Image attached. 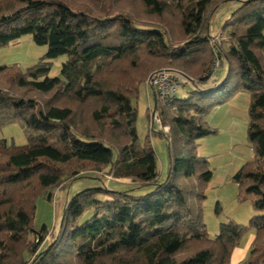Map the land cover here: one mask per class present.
<instances>
[{"label":"trees","instance_id":"1","mask_svg":"<svg viewBox=\"0 0 264 264\" xmlns=\"http://www.w3.org/2000/svg\"><path fill=\"white\" fill-rule=\"evenodd\" d=\"M136 1L150 21L125 9ZM227 2L235 3L221 26L227 48L214 49L207 22ZM170 12L179 43L155 21ZM24 36L47 50L24 71L0 66V129L17 124L26 137L23 146L0 140V264H230L247 232L254 238L242 264H264V0H0V49ZM59 57L60 76L49 77ZM166 64L196 88L164 105L155 94L168 133L154 132L149 117L140 144L135 101ZM239 91L250 94L254 159L232 180L256 215L247 225L221 223L211 237L201 205L212 172L196 141L212 133L202 121L208 110ZM153 135L168 151L163 179ZM84 173L105 179L69 198L54 242L40 251L53 230L32 227L37 196L51 202ZM122 180L133 186H102Z\"/></svg>","mask_w":264,"mask_h":264},{"label":"rangeland","instance_id":"2","mask_svg":"<svg viewBox=\"0 0 264 264\" xmlns=\"http://www.w3.org/2000/svg\"><path fill=\"white\" fill-rule=\"evenodd\" d=\"M76 1L84 3L86 0ZM234 4V2L220 3L218 9H216L208 19L206 34L210 39V46L214 47V49L219 46L227 48L225 44L227 42V34L222 33L221 26L228 18L229 11L233 10ZM125 9L128 11L130 10L133 14L139 15L143 21H150L142 15L144 11L140 7L138 1H136L134 5H131V7H125ZM154 20L155 19L151 21L154 22ZM155 21H159V24L165 26H163L166 30L164 33H167V36L173 43H179L185 40V36L179 31L173 13L170 12L163 18H158ZM46 50L45 46L35 45L30 36H24L7 47L0 49V66L17 65L24 71L35 65L46 53ZM64 60L65 57H59L52 61L49 77L60 76L61 64ZM168 66L169 65L166 64L165 66L155 67L152 73L167 69ZM215 69L218 68L214 62L213 70ZM193 71L194 70H192V72ZM216 81L217 79L214 74L207 85L213 86ZM195 84H186V86L179 91L178 97L186 98L187 92L191 91L194 87L196 88ZM144 94L143 87L138 100L135 101V106L137 108L136 130L140 144L145 143L149 133V121L151 120V118L149 120L147 113V103ZM47 99L48 96L40 97L42 102L47 101ZM249 105L250 94L245 91H239L224 104L211 107L208 113L202 118L203 123L210 128L212 133L196 141L195 152L199 157L207 159L208 167L212 172L211 180L204 186L206 198L201 205L202 219L206 225L207 233L211 237H214L218 233L221 223L234 221L240 225H247L250 218L256 215L252 209L253 198L248 197L246 200H238L240 191L237 184L232 180L235 173L243 164L251 162L254 159L253 151L247 140ZM70 106H72V103ZM162 128L164 129L162 132L167 134L168 129L166 127ZM156 131L160 132L161 130L157 129V126H155L154 132ZM0 140H5L8 145L12 144L14 146H23L26 144L24 131L22 127L17 124L2 127L0 129ZM149 141L155 150L158 172L160 178L163 179L167 174L169 161L165 140L153 135L149 137ZM168 142H170V139ZM66 169L67 168L64 170ZM101 179L105 178L99 175L84 173L73 181L68 189L64 190L62 186V188L54 190L55 192L53 193L51 202L46 200V194H39L37 196L32 227L34 230H39L44 225L48 230H53L52 234L46 238L40 251H43L46 246L54 242L59 231L63 209L70 196L86 187L101 185L99 181ZM105 182L104 184L102 183L104 188L126 189L133 186L130 181L127 180H122L119 183ZM58 192L65 195L67 194V196L69 195L68 198L65 197L62 199V204L60 202V195H55V193L58 194ZM217 205L220 208L218 214L216 213ZM251 235H253L252 232H247L242 237L240 242L242 249L249 243Z\"/></svg>","mask_w":264,"mask_h":264},{"label":"built area","instance_id":"3","mask_svg":"<svg viewBox=\"0 0 264 264\" xmlns=\"http://www.w3.org/2000/svg\"><path fill=\"white\" fill-rule=\"evenodd\" d=\"M215 64L217 67L219 66L218 61ZM186 84H192L191 80L175 71L162 69L153 72L148 77L145 87L152 90L158 100L164 105L174 100ZM150 118L152 126H157V129L164 131L160 124L159 112L154 108L151 109ZM108 179L111 180L112 178L108 177ZM35 242H38V239Z\"/></svg>","mask_w":264,"mask_h":264},{"label":"crops","instance_id":"4","mask_svg":"<svg viewBox=\"0 0 264 264\" xmlns=\"http://www.w3.org/2000/svg\"><path fill=\"white\" fill-rule=\"evenodd\" d=\"M235 7V6H234ZM227 8V7H226ZM231 9V8H230ZM234 9V8H233ZM232 11V10H231ZM229 11V13L231 12ZM144 95L146 97V103H147V113H148V116L150 117V112H151V109L154 108L155 106V99H156V96H155V93L148 89V88H144ZM60 193V194H59ZM55 195H60V202L62 204V199L65 198V197H69V195L67 196V194H63L61 192H58L55 193ZM71 197V196H70ZM60 221V220H59ZM254 236L251 235L250 237V240H249V243L246 245L245 248L242 249V247L240 246L239 248H237L234 252H233V255H232V258H231V262L230 264H241L243 262V260L246 258L247 254H248V251H249V248H250V244L253 240Z\"/></svg>","mask_w":264,"mask_h":264}]
</instances>
